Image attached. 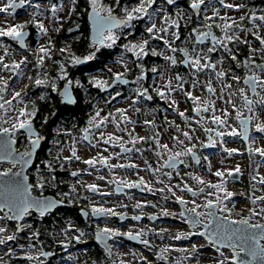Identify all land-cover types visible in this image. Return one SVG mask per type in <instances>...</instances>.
Masks as SVG:
<instances>
[{
    "label": "snow or ice",
    "instance_id": "snow-or-ice-1",
    "mask_svg": "<svg viewBox=\"0 0 264 264\" xmlns=\"http://www.w3.org/2000/svg\"><path fill=\"white\" fill-rule=\"evenodd\" d=\"M167 5H174L177 0H164ZM79 0H69L67 5V11L62 17L56 16V13L64 10V5L57 7L56 4L50 5L51 13L53 14L54 20L59 27H55L53 30L59 32L62 30L61 21L71 19L73 14L76 13V7ZM220 5L223 8L232 10L235 9L238 12L244 14L238 18H233L230 15H221L220 9L215 8L211 4V0H190L188 7L201 19L200 13L202 6H211L213 12L211 16L205 14L202 17V26L206 28V31H202L200 26L193 27L189 33L183 38V43H187L191 40H195L197 45L204 44L205 41H211L210 47H181L173 46L175 41L181 40L179 29L182 27L181 21H184L186 26L187 21L191 20V16H182L181 13L177 12L175 18L165 11L163 7L158 5L157 0H138L135 5H122L121 0H113L112 4H107L104 0H87L88 7L84 9L87 13L88 20L91 22V39L89 45V51L87 55L78 56L71 51V45L66 44L64 47L58 49L61 55L67 53L65 60L70 62L74 67L83 66L88 62L94 61L98 58V54L102 53V49H110L117 45V42L121 40V34L117 30L128 29L127 32H123V37L127 40L128 36H135L132 31L134 28V22L147 20V26L145 32L148 36L147 39L142 41L133 42L128 40L122 44L121 47L125 52L132 53L136 61H140L142 57L149 55L154 57H163L165 61L170 62L171 67H176L178 64H183L190 71L191 77L190 87L191 89L201 88L207 93L215 96L216 99L211 97L204 98L201 95L195 94L193 90H186L185 84L189 83L179 73L168 78L166 84L158 85L153 88L156 95L161 99L169 103L170 107L178 108V101L171 98L172 92L178 91L182 93L188 100L192 102L191 110L195 112L200 119H195L187 115L186 111H178L179 117L183 118L186 122L187 130H182L179 124L175 121H167L170 127H174L176 132L180 133L184 139L180 138V135L172 136L171 139L175 142L179 150L173 151L169 144L162 143L159 131H155V121L145 120V125L152 126L154 133L152 136H141L133 135V132H129L128 135L131 137L129 143L132 147H126L123 141V136L115 135L114 133H108L107 138L105 132H100V139L103 140L104 144L117 145L123 153H132L133 151L140 153L141 148L135 147L138 143H147L154 141L157 149L155 155L159 158L158 167H153L147 160L144 161L147 166L146 169L153 174L162 173L163 177L172 178V171H164L165 169H171L176 171V175L180 173L177 170L178 165L184 167H191L188 162L190 158L196 165H200L201 160L208 161L207 171L211 175L218 178V182L212 183L210 180H205L201 175L195 172H187V175L191 180L195 181L199 188L196 189L190 186L187 182L177 183L175 185H164L158 189L159 192L164 193L165 191L170 192L174 197L175 202L183 206V210L178 214L170 213L166 207L161 209V212L156 215L148 217L149 220H156L159 215L164 217L178 216L184 220L191 229L187 232H177L169 237L175 241H189L195 236L207 237V242L204 244H198L197 242L191 243L189 247H174L173 245H165V247L159 249L158 259L167 260L172 252L184 253L183 260L177 259L175 264H200L201 258L203 257L204 250L211 247L215 249L218 254L217 257H213L215 264H264V222H255L254 217L264 218V207L257 210L255 207L248 210V215L245 216L243 213H234L235 203L232 202V198L236 195L234 192L228 190V180L225 177L231 178L234 182H238V177L242 175L241 168L239 165L233 169H217L215 172L212 171L211 161L208 156H202L200 153L201 148L216 147L219 143L221 150L228 156L233 154H242L238 148L226 147L225 137L235 139H241L248 142L247 151L249 154H258L261 158H264V147H253L255 138L252 133L264 134V64H257L254 59V55L257 51L261 53L264 58V13L257 14L256 12H248L247 5L245 3H225V0H219ZM154 5L156 7H154ZM26 7H32L33 11L29 13L32 19L23 23L5 24L0 26V37H7L12 41L17 42L22 47L27 48L28 45L25 42V38L30 36V32L27 31L28 26L31 24L39 33L43 36H48L49 29L45 26L44 22L38 18L42 16V6L40 4L33 5V0H0V13L6 14L15 18L17 10L25 9ZM119 9L120 11H117ZM151 9V11H150ZM162 18L163 23L158 27L157 19ZM219 19L222 23H215ZM211 21V22H209ZM244 21H250L251 27L244 24ZM168 25V27H165ZM170 27H174L175 30L169 31ZM80 28L79 24L75 25V28H69L68 32L78 31ZM219 29L223 35H217L214 31ZM164 33V35H161ZM82 35V34H81ZM246 35H252L257 41H259V49L252 47L251 41L243 38ZM79 39L80 37H75ZM159 40L162 41L165 49L172 53L167 55L165 51H157L155 47H151V41ZM247 45L249 51V57L243 60L238 59V46ZM231 45V46H230ZM57 51L55 44L51 37H48L47 44H41L35 49L36 57L35 64L39 69H45L46 61H51L59 68V74L55 77L49 76L47 71L37 75L35 78L28 76L29 84L24 85V88L37 87L50 89L52 92H60L62 101L68 105H75L78 103L74 96L76 89L83 87L84 85L80 80L75 81V87H73V80L68 78V72L66 65L61 60H54L51 53ZM5 55H0V69H3L11 74L13 77L23 78L25 73L21 70L22 65H27L28 57L24 56L19 61L12 59L11 63L5 62V56L8 54L9 49L5 47ZM221 52L227 53L228 57L235 62L236 68H245L249 74L241 77L235 74L233 69L224 68L225 57L219 55ZM182 53L183 56L178 60L177 54ZM218 54V58L214 61L213 54ZM124 71L113 72V69L109 67L107 72L111 74V82L109 79H104L96 75L88 77L87 83L95 87L96 89L107 91L117 83L127 84L129 81L126 78L127 73L132 69L124 62V57H121ZM136 67L140 71V75L136 77V83L140 84L144 79L145 69L142 63H136ZM219 69V70H218ZM152 73H157L160 70L156 67L150 69ZM203 73L209 76L207 81H201L199 75ZM161 78L163 74L161 73ZM64 80L66 83L63 90L60 91L57 81ZM173 80L177 81L173 85ZM213 80L219 81V94L217 95V87L213 86ZM230 80L231 82H228ZM238 87L233 90V85ZM243 84L244 86H239ZM249 91L255 97V99L249 98ZM121 93L116 91L111 99L120 97ZM47 97L46 94L40 95L39 99L44 101ZM144 98L148 101L153 99V96L149 93L148 87H138L136 89V99L132 100V104L135 105L138 101ZM242 101L240 106H237L236 99ZM16 101V104H13ZM217 101L222 102L224 107H217ZM110 102V100L108 101ZM29 105L31 110H29ZM7 106V107H6ZM231 108V111L229 110ZM246 109V112L244 111ZM0 110H3L5 114L9 111H15L17 115L11 119H5L0 116V162L8 161L12 167L7 168L4 171H0V211L6 210L7 216H0V222L5 218L10 221H23L25 217L30 216L34 209L39 213L40 217H45L47 213L62 204L63 200H54L43 195H33L36 189H39L42 193L43 190L51 184L55 186L56 177L54 175L55 169L52 167V162H46V168L49 171V179H45L43 174H37L36 182L29 183V177L24 174V168H26L31 162V158L34 153L39 149L41 142L45 139L40 135L34 128L33 120L37 116L39 108L37 107L35 99L29 96V93L24 90L17 91L15 87L10 88V81L8 77L0 75ZM137 112L140 108L135 109ZM102 110L95 111L88 122L87 126L82 129L84 135L82 140L88 143L91 148L97 147V143H92V131L91 129H100L106 126L109 118L112 117V113L101 116ZM116 112L119 113L123 121L127 123H133L127 115L128 109L117 108ZM204 113H211L210 117H205ZM219 113V114H217ZM210 119L211 124L214 127H207L205 124ZM193 120L196 125L202 130L207 136V142L201 141L196 136L197 128L192 126ZM47 122L46 120L44 121ZM113 122L115 119L113 117ZM8 125V126H5ZM117 129L120 132L126 131L125 128H120L119 123L116 124ZM20 130H25L28 134L30 141L29 149L26 151H20L15 147L16 133ZM134 131V130H133ZM215 133V139L213 138ZM70 134V133H65ZM195 141V142H194ZM151 150V149H149ZM104 151H108L107 148ZM165 153H167L165 158ZM117 157L120 153L115 154ZM112 156H104L98 154L97 157L83 159L78 155L77 148L73 146L71 148V155L63 157L64 160L71 162L73 159L81 161L87 165L90 169H95L98 164L103 165L109 170L115 168L121 169H134L137 170L136 174L139 175L140 166L135 163H119L112 164L110 160ZM56 159H61L59 156ZM162 161V162H160ZM223 163V161H221ZM264 164V161H262ZM16 166L20 167V171H13ZM61 170L64 169L63 164L60 165ZM86 171V170H85ZM91 175V172H87ZM71 176L77 177L80 175L77 171H72ZM99 180H104V176L97 177ZM255 179V177H253ZM157 183L164 184V180L157 176ZM82 187L92 194H98L101 197L111 195L110 192H103L99 186L95 183L83 185ZM109 183L116 184L117 194L121 193L124 188H136L140 191L153 192V188L145 181L143 176H139L138 180L130 181L123 179H115L109 181ZM260 183L264 184V177H260ZM255 187V186H253ZM175 189H179L181 193H191L192 197H197L198 194L205 195V201L203 204L197 203L196 199L186 200L183 195H177ZM206 189L208 191L206 192ZM77 191L76 185L71 186L70 193H63V196L70 197L72 193ZM222 194V195H221ZM211 197H214L211 198ZM90 202V212L82 210L84 216L92 217H103L107 220L110 217H119L121 220L127 218L125 213H119L113 207H106V201H101L98 204L92 203L89 196L82 197ZM168 196H164V200L167 201ZM251 203L255 205L257 200L264 203V196L253 198L249 197ZM232 207H229V204ZM156 208L155 204L151 202H137L134 207L142 209L147 206ZM120 207H127V205H120ZM205 209L200 211L199 209ZM219 213H224L221 217ZM234 215L238 218H233ZM131 219L140 221L143 219L142 215L132 216ZM31 228V225L19 224L15 227V230L9 234L7 226H0V245H6L8 242L17 241L19 234L24 232L25 227ZM203 228L200 231L199 228ZM70 231H79L80 234L72 237L77 242L81 241L84 236L82 230H78L74 225L69 224L63 235L67 238ZM167 229H160L156 232L155 229L140 228L136 231L129 230L127 232H121L118 228L112 227H96V239L104 242L106 250L109 256L113 255L112 246L108 244L109 240H113L116 237H126L131 241H140L144 245H150V240L146 239L145 236L148 232L155 233L163 239V233ZM41 233L38 230H32L30 235L27 237L31 243L27 245L32 252L38 254L33 255L32 252L26 254L25 258L30 261H37L38 264H44L41 257H50L54 255L49 251L42 250V242L39 241ZM62 247L67 248L68 241H60ZM21 249L25 248V245L18 244ZM231 250L233 254L231 257L225 256L224 251ZM7 255L14 254V250L9 247ZM144 264H151L147 257L141 258ZM0 264H4L3 258L0 257ZM112 264H117L116 260L112 261ZM118 264H126L124 259H119Z\"/></svg>",
    "mask_w": 264,
    "mask_h": 264
},
{
    "label": "flooded vegetation",
    "instance_id": "flooded-vegetation-1",
    "mask_svg": "<svg viewBox=\"0 0 264 264\" xmlns=\"http://www.w3.org/2000/svg\"><path fill=\"white\" fill-rule=\"evenodd\" d=\"M34 1L36 0H33V2ZM104 2L107 4H112L113 0H104ZM136 3H138V0H125L122 3V5L125 4L135 5ZM157 3L158 5L163 7L167 13L171 14L173 18H175V14L177 12L181 13V15L185 17L191 16V20L187 21L186 26H184L185 22L181 21L182 27L179 29L181 40L175 41V44L173 46H181V47L186 46L189 47L190 49L193 47L200 48V47L211 46L210 39L205 41L204 44L201 45H197L194 39L187 43H183V38L189 33L191 28L200 26L202 31L207 30L202 26L203 23L202 17L205 14H207L208 16L212 15L213 8L211 6H202V11L200 13L201 19H198L197 16L188 7V5L190 4V0H177V3L174 5H167L164 2V0H157ZM225 3H234V4L245 3L247 5L248 12H256L257 14H261L260 12H258V9L260 7L264 8V0H225ZM211 4L214 5L215 8H219L221 15H223V11H221L223 7L220 5L219 0H211ZM87 7L88 4L87 6H85V8ZM154 7L156 6L154 5ZM182 9H185L186 11L185 14L182 13ZM233 10L236 11L235 9ZM84 14L85 15H82V17H78L79 18L78 21H75L72 18L69 19L67 24L64 27H62V30L63 31L66 30L67 34L69 35L70 34V32H68L69 28L75 26L76 24L80 25L79 30L73 32L79 34V37L84 36L86 39H88V41H87V48L81 51L79 56L82 54L84 55L88 54L90 39H91L90 23L88 20L87 13L85 12ZM242 14L244 13L238 12V14H233V15L227 14V15H230L233 18H238ZM147 23L148 22L146 19L142 21L134 22V28L132 29V31L135 33L134 37L128 36L126 40L123 37V35H121V40L117 42L116 46L110 49H102V53L98 54V58L96 59L97 61L96 66L93 71L94 75L96 76L100 73H104L103 78L109 79V81L111 82V74L107 72V69L111 67L113 69V72L124 71L125 69L123 67V64L121 67L117 66L118 64L117 61H120L121 57L123 56L128 66L132 69L130 72L127 73V76L135 79V82L127 83V84L117 83L113 88L108 89L107 91L96 89L94 87L95 92L93 93V95L88 94L87 88H84L83 91L80 89V91H82V93L84 94L85 98L87 96L86 94H88L89 98H92V100H94L95 102L97 100H101L108 103L109 100L110 101L113 100L111 99V97L115 94L116 91H119L122 95L125 92L136 93V89L138 87H148L149 93L153 96V99L151 101H148L144 98L140 99L144 103L146 107V111L136 113V117L143 118V116L146 114V117L148 118L147 116L148 111L151 115L149 117L152 119L163 117L164 114L162 115L161 103H160L161 99L156 95L153 88L155 86L160 85L158 78L161 77V73L163 72V70H165L164 67L165 64H167V66L171 68L170 70L172 71V73L173 72L175 74L179 73V75L183 77H185L186 74L190 76L189 73L192 70L188 69L182 63L178 64L176 67H171L170 62L165 61L163 57H156L153 58V60H150V55H149L147 57H142L140 61H136V58L132 53L125 52V50L121 47V45L126 43L128 40L137 42L139 41V39L140 41H142L143 39L148 38L145 32ZM215 23H222V21L217 19ZM244 24L247 25L248 27H251L250 21H244ZM165 27H168V25H165ZM124 30L125 29L117 30V31L122 32ZM173 30H175L174 27L169 28L170 32ZM214 31L217 33V35H223L219 29L214 28ZM161 35H164V33H161ZM243 38L248 39V35L244 36ZM30 43H31V37L28 39V47L30 46ZM243 46H244L243 49L238 51V59L240 60L249 57V51L247 45H243ZM151 47H155L157 51H165L167 55H172V53L168 51L166 52L165 46L162 41L159 40L151 41ZM104 55H107V57H102ZM219 55H223L225 57V62L223 65L225 70L233 69L234 72L238 73V75H240L241 77H244L245 74L249 73L248 70L245 68H236L235 62H233L228 57L227 53L221 52ZM182 56H183L182 53H178L177 54L178 60L181 59ZM217 58H218V54L214 53L213 60L215 61ZM254 59L258 62L264 61V58H262L261 54L258 52L255 53ZM136 63H142L145 69L144 79L140 84L136 83V77L141 74L139 69L136 67ZM152 67H156L160 71L157 73H152L150 71ZM204 75L205 74L201 73L199 77H203ZM8 78L10 80L13 77L10 76ZM187 80H189V78ZM63 82L64 80L60 83L59 89L62 86ZM73 87H75V85H73ZM23 90L27 91V88H24ZM44 92L45 91H42V88H40V91L37 92L36 94L30 93L32 98L35 99L36 104L38 103V98L40 97V95L45 94ZM78 92L79 90L76 89L75 93L77 97H79ZM49 95L50 92H47L46 96L49 97ZM127 98H129V96L126 97L125 99ZM134 99H136V95L134 96ZM147 103L152 104L153 108L151 109ZM60 104H64V103L61 102V98L59 97V104L54 108V111L55 109H58L57 113L60 110ZM37 107L39 108V111L37 113V116L33 120L34 128L45 139L41 142L39 149L34 153L29 165L26 168H24V174L29 177L28 182L33 184L36 182L38 172L43 174L45 179H49V171L46 168V162L51 161L52 167L55 169L54 172V175L56 177L55 186L49 184L48 186H46V188L43 190L42 193L40 192L39 189H36L33 192V195H43L54 200H63V203L57 205L56 208H54L49 213H47L43 218L40 217L39 213H37L33 209L31 215L25 217L23 221H10L5 218L2 222H0V226H7L9 230V234H11L15 230V227L19 224L31 225V228L27 226L25 227L24 232L19 234V238L17 241L8 242V244L6 245H0V257L3 258L4 264H38L37 261H30L25 258L27 253L32 252V250L27 247V245L31 243V241H29L27 237L30 235L32 230H38L41 233L39 237V241L42 242V246H43L42 250L49 251L54 254L50 257H41V260L44 261V264H112L114 257H116L115 247L118 243L128 244L131 246H144L150 252V254L154 258H156V253L159 254V248L150 239L149 240L151 242V245L146 246L143 243H133L123 238L122 240L116 237L113 240L108 241V244L112 246V252H113L112 256L108 255L106 247L96 239V227L97 225H99V227L101 228L105 226L113 228V217H110L107 220H105V218L103 217L97 218V217H92L90 215L84 216L82 214V210L90 212V202L89 200H85L82 197L89 196L91 198V202L97 204L101 201H106L105 206L112 207L110 205V199H109L110 195L101 197L98 194H92L88 192L85 187H82L81 184L77 182L80 181L83 185L95 183L99 186L101 191L110 192L112 193L111 195H113V183H109V181L113 180V171L107 169L106 167L100 164H98L95 169H90L87 165H85L82 162L83 159L81 161H76L73 159L71 162L64 160L63 157H67L71 155V149L69 148V145L66 143V137L61 134L62 131H59V128L52 127L53 118L56 117L57 113L53 115L54 111H52L50 108H46V106H41V104H37ZM192 113L194 115H197L195 112ZM45 120L47 121L46 123L44 122ZM61 122L62 120L59 121V123ZM92 139H93V135H92ZM16 140L17 143L15 147L17 149H19L20 151H26L29 149L30 141L28 138V134L25 130H20L16 133ZM96 148H98V146ZM95 151H99V149H96ZM103 155L108 156L106 154ZM58 156L61 159L59 160L56 159V157ZM92 156H93L92 152L89 151L87 153V157L84 159L92 158ZM110 163L113 164V158L110 160ZM61 164H63L64 166L63 170H61L60 168ZM9 167H12V165L8 161L0 162V171H4ZM13 171H20V167L16 166L15 168H13ZM72 171H77L80 173V175L77 177H73L70 175ZM87 172H91V175H88ZM99 176H104L105 179L104 180L97 179V177ZM72 185H76L77 191L75 193H72L71 198L67 196H63L62 195L63 193L71 192ZM0 216L6 217L7 216L6 210L0 211ZM159 218L162 219L164 218V216L161 215ZM69 224L74 225L76 229L82 230L84 232V236L81 238L80 242H77L74 239H72V237L80 234L79 231H70L67 238L63 235L64 231L67 229ZM145 238L146 239L149 238V232L147 233ZM66 239L68 241V246L67 248H64L61 246L60 241ZM18 244L25 245V248L21 249L20 247L17 246ZM9 247H11L14 250V254L12 255L5 254ZM32 254L36 255L38 254V251L32 252ZM164 261H165L164 264H173V260L170 257Z\"/></svg>",
    "mask_w": 264,
    "mask_h": 264
},
{
    "label": "rangeland",
    "instance_id": "rangeland-1",
    "mask_svg": "<svg viewBox=\"0 0 264 264\" xmlns=\"http://www.w3.org/2000/svg\"><path fill=\"white\" fill-rule=\"evenodd\" d=\"M37 3L42 6L40 11L43 12V15L38 16V18L41 19L44 22L45 26L49 29L48 36H43L42 34L39 33V30H38L35 34L36 41L32 42V38H31V43H30L31 47L28 49H22L19 46L16 47L13 43L14 41L10 40L7 37L5 38L7 42L5 41L4 43H0V55H5V52H4L5 47H7L9 49L8 54L5 56V62L6 63H11L12 59L19 61L24 56L28 57L27 65L21 66V70L25 73V77L17 78V77L12 76L13 78H11L9 80L10 84H11L10 86H12V87L14 86L15 90H17V91L23 90L24 85L30 83L29 80L27 79L28 76L32 77V75H33V78H35L37 75L42 74L44 71H47L49 76H51L50 75V70H51L50 68H51L53 62L46 61L45 69H38V70H37V65L35 64V57H36L35 49L38 48L41 44H47L48 43V37H51V39L53 40V42L55 44V48L57 49V51H53L51 53L53 58L56 54L59 53V51H58L59 48L64 47L66 44H70L72 41H74L76 39L75 37H79V34H76V32L70 33L66 37L61 36L63 33V30H61L59 32H55L53 29L55 27H59L60 25L55 22L53 14L51 13L50 5L52 3H49V0H36L33 2V5H35ZM68 3H69V0H63L59 5H57V7L64 5V10L57 12L56 16L62 17L65 15V12L67 11ZM32 11H33L32 7H26L25 9H22L19 13L17 12V14H15V18L10 17V16H6V14H4V13H0V26H4L5 24H15V23H23V22L29 21L32 19L31 15H29V13H31ZM221 11H223V15H225V13L231 14V15L238 14V12L234 11L233 9L229 10V9L223 8ZM76 13L77 14H73L71 18L74 19L75 21H78L79 20L78 17L79 16L82 17V15H83L82 14L83 9H78V6H77L76 7ZM182 13L183 14L186 13L185 9H182ZM75 15L77 16V18H75ZM5 18L7 19V21H5ZM68 20L60 22V24H62V27H64L67 24ZM161 24H162V19L158 18L157 19L158 27ZM127 30L128 29H125L122 32L121 31H118V32L121 35H123V32H127ZM262 34H264V33H262ZM139 41H140V39H139ZM239 47L242 48L243 44L239 45L238 48ZM252 47L259 49L260 45L253 43ZM71 50H73V47H71ZM166 52H167V50H166ZM257 52L260 53L259 51H257ZM76 55H78V54H76ZM124 62H126V60H124ZM117 66L121 67L122 63H118ZM164 67H165V70H163V72H162L163 78H161V77L158 78L160 85L166 84L168 78L174 76V74H175L173 72V74L171 76H169L171 68L168 67L167 64H165ZM235 74L238 75V73H236V72H235ZM0 75H3L5 77L11 76V74L9 72H7L3 69H0ZM93 75H94V73H93ZM97 76H100L101 78H103L104 73H100ZM68 78L71 79L69 76H68ZM61 81H63V80H58L57 84L61 83ZM75 81L73 80V85H75ZM186 81H188V80H186ZM201 81H203V80H201ZM176 83H177V81L173 80V85H175ZM239 86H244V85L241 84ZM185 89L186 90H193L195 92V94L201 95L204 98L210 97L209 95L207 96L206 91H204L201 88L191 89L190 83L185 84ZM42 91H45L44 93L46 94L47 92H50L51 90L42 88ZM129 94L130 95H129L128 99H123V100L117 101L114 104V107L113 106L107 107L108 103L105 101H101V100H97L94 104V107H92L93 109L90 112L89 118L92 115H94L95 111H97V110H102L101 111L102 117L104 115H107L108 113H112V117L109 118V121L106 123V126L100 128V129H96V128L91 129V131L93 132L92 143L95 144V143H97V141H99V143L97 144L98 148H96V147L91 148L88 146V143L86 141L82 140V136L84 135L82 129L87 126V122H88L89 118L87 119V121L85 122L84 125L79 127V129L68 128V127H65L61 123H59V125L57 124L59 131H62L64 133V136L66 137V143L69 145V148L71 149L73 146H75L77 148L78 155H80L81 157H82V155L85 154L86 149H88V152L89 151L92 152V154H93L92 157H97L98 154H100V155L106 154L108 156L113 155V164H119V163L127 164L129 162L137 164L139 162V160L144 161V160H149V158H150V159H152V161H151L152 166L154 168L158 167L159 166V164H158L159 158L155 155V152L160 150V149L156 148L154 141H152V148H151V151H149V153H148L149 154L148 155L149 158H148V156L143 155V153H137L135 151H133L132 153H123L122 150L119 148L118 144L115 146L111 145V144H104L103 140L100 139V132H102V131L105 132L104 139L107 138L108 133H114L115 135L123 136L124 139L122 142L125 144V146H132L129 143V140L131 139V137H129L128 133L133 132V135L148 136L147 135L148 131H147L146 127L149 125H145L143 123L147 119V120H154L155 124L158 125L156 127V130L161 133L160 139H161L162 143L169 144L173 151L179 150V147H177L175 142L171 139L172 136H176V134L174 132L175 128L170 127L169 124L166 122V120H165V123L167 125H164L162 123V120H160V118H156V119L150 118L149 116H151V115H150L149 111L147 114L148 118H146V119L136 118L135 114L138 112L135 109L137 107H139L140 108L139 112H145L146 107H145L144 103L142 102V100H139L137 104L133 105L132 100H134V96L136 95V93L131 92ZM29 96L32 98L30 93H29ZM170 96H171V98L176 99L178 101V107L181 110H179L178 108H175V107L168 108L167 106H164L163 111L165 113V118H167V121H175L174 117H177L175 115L177 114L178 111H183L182 110L183 108H184V111H186L187 115H189L190 117H193L195 119H200V117L198 115H194L193 113L190 114V110H189V106H190L189 101L190 100H188L182 93L175 91V92H172L170 94ZM249 96H251L250 91H249ZM251 97L253 99H255L254 96H251ZM241 103H242V101L239 100V106L241 105ZM13 104H16V101H13ZM117 108L128 109L127 115L129 116L130 120L133 123H127V122L123 121L122 118L120 117L119 113L116 112ZM29 110H31V109H29ZM209 114L211 115V113H208V115ZM16 115H17V113L15 111H9L7 114H5L3 112V110H0V116L4 117L5 119H11V118L15 117ZM113 117L115 119V122H113ZM262 119H264V118H262ZM117 123H119L120 128H125L126 131L120 132L116 127ZM208 125L212 126L210 119H208L207 123L205 124V126H208ZM52 127L56 128V123H53ZM132 128L135 129V132L133 131ZM149 128H150V126H149ZM151 131H152V129H151ZM65 133H70V134H65ZM153 133H154V130L152 132V135H153ZM212 135H213V137H215V133H213ZM252 135L255 138V143L253 144V147H264V134H257L255 132H253ZM196 136H198L201 141H204L205 143L207 142V136L202 132V130L199 128V126H198V130L196 132ZM180 138L184 139L183 136ZM224 140L227 142L225 145L226 147L238 148L240 150V153H242V154H233L232 156H228L225 152H223L221 150V145L219 143L217 144L216 147L201 148L200 152L202 153L203 156H208L209 160L211 161V167H212L213 172H215L217 169L227 170V169H233L237 165L240 166L242 175L238 179V183L241 181H243L244 183L251 182L250 186H249L251 191L249 192V189H247L245 198H240L237 200L234 199V197L232 198V202L235 203V208L233 209V212L234 213H243L245 216H247L249 209L255 207L257 210H259L261 207H264V203L260 202L259 200H257V203L255 205H253L251 203V200L249 199V197L258 198V197L264 196V184L260 183V177H264V164H262V161H264V158H261L258 154H255V153L249 154L247 151L246 143L241 139H235L234 140L233 138L225 137ZM105 148H107L108 151H104ZM96 149H99V151H95ZM117 153H120V155L118 157L115 155ZM166 155H167V153H165V158H166ZM128 159H130V160H128ZM186 159H188V162L191 164V167L186 168L188 171L195 172L196 174L201 175L205 180H210L212 183L218 182V178L211 175V173H209L207 171L208 161L203 160L200 163V165H196L194 162L191 161L190 158H186ZM221 161H223V163H221ZM160 162H162V161H160ZM112 171H113V175H115L117 177H121V175L124 174L120 168L112 169ZM168 171L173 172V170H171V169L170 170L168 169ZM173 173H175V172H173ZM257 175L259 176V178H257ZM157 176L161 177L164 180V184L157 183V181H156ZM151 177H152V181L149 178L148 184L153 188V192L140 191L139 189L131 188L127 191V193H129L130 202L132 204L134 203L135 197L138 196L135 194L138 192L148 193L145 196H138V197L145 198L149 195L151 197V200H150L151 204L161 202L162 200H164V196H168V198H169L166 202H169V203L175 202V199H174V197H172L170 192L165 191L164 193H161L158 191V189L161 187H164V185H175L177 183H174L172 179L169 180L168 178L163 177L162 174H160V173H155V174L151 173ZM253 177H255V179H253ZM187 178H189V177L187 176ZM138 179H139V177L136 180H138ZM225 179L228 180L227 187H228L229 191L234 192V187L237 188L236 190H239V186L236 185L235 184L236 182H234L231 178L226 176ZM133 181H135V180H133ZM183 182H187L190 186H192L196 189L199 188V185H197L196 182L191 180L190 178L183 181ZM181 185H182V182H181ZM241 186H242V188L245 187V185L242 183H241ZM253 186H255V187H253ZM174 191L177 192V195H183L184 198H185V195L188 193L186 191L181 193L179 189H175V188H174ZM207 191H208V189H206V192ZM189 198L191 200L196 199L197 203H200V204H203L205 201V195L204 194H198L197 197H192V195H191V197H189ZM211 198L214 199V197H211ZM113 199H115L116 201H120L122 198H121V196H118L116 192L113 191ZM176 204H178V203H176ZM229 207L230 208L232 207L231 203L229 204ZM151 210L157 214L161 212L160 208H158V207H156V208L152 207ZM199 210L205 211V209H203V208H201ZM145 212L148 213V211H145ZM174 213H176V212H174ZM178 213H176V214H178ZM221 214L224 215V213H221ZM169 217L175 219V220L171 219L172 222H174V221L179 222V223H171L170 224L171 226L174 227L176 233L177 232H186L185 228H189L188 226H186L185 221L180 219L178 216H171L170 215ZM233 218L235 219L238 217H236L234 215ZM253 219L255 222H264V218H261L259 216L254 217ZM166 220H168V219H166ZM144 221H149V226L151 229H155L156 232L160 231V229H161L160 225L162 223L160 219L154 222V221L149 220L147 218ZM144 221L142 224H144ZM173 234H175V233H173ZM165 235L166 234H163V237ZM198 239H202V238H200V236H195L192 238V240H198ZM192 240H190V241H192ZM187 242L188 241H184V240L175 241V244H170V245H173L174 247H189V246H187ZM157 247L160 249V248H163L165 246H163V243H161ZM207 250L212 252V254H214L218 258V254L215 252L214 248L209 247V248H207ZM222 251H224L225 256H229V257L232 256V254L229 250H222ZM123 252H124V250H123ZM139 254H141V256H143V257L146 256V254H144V253H139ZM184 255H185L184 253L172 252L169 255V257L173 260V264H175L177 259L183 260ZM119 259H124L126 261V264H144V263L139 261V256H137L135 258V260H133L132 255L125 254L122 257H120V255H118V256L114 257L113 260H116L117 264H118ZM155 260L157 261V258Z\"/></svg>",
    "mask_w": 264,
    "mask_h": 264
},
{
    "label": "built area",
    "instance_id": "built-area-1",
    "mask_svg": "<svg viewBox=\"0 0 264 264\" xmlns=\"http://www.w3.org/2000/svg\"><path fill=\"white\" fill-rule=\"evenodd\" d=\"M5 21H7L6 18H5ZM172 74L173 73L170 71L169 76H171ZM199 79L200 80H203V81H207L209 79V76L208 75H204L203 77H199ZM188 81L190 83L191 79H189ZM228 82H231V81L228 80ZM213 86L214 87H217V95H218L219 94V81L213 80ZM237 87L238 86L234 84L233 85V90H235ZM206 95L207 96L209 95L212 99H216V97L215 96H212V94H210V93H207L206 92ZM236 103H237V106H239V99L238 98L236 99ZM224 106L225 105L222 104V102L217 101V107L218 108L224 107ZM178 109L181 110L179 107H178ZM182 110L184 111V108ZM229 110L231 111V108L230 107H229ZM244 111L246 112L245 109H244ZM217 114H219V113H217ZM135 116H136V114H135ZM175 116H177V117H174L175 123L176 124H179L182 130H187V128H186V122L184 121L183 118L179 117L178 112H177V114ZM204 116L205 117H210V114L208 115V113H204ZM192 126L193 127H196L197 130H198V125H196L194 121L192 123ZM207 127H214V125H212V126L208 125ZM174 132H175L176 135H180V137H182V135L180 133L176 132V130H174ZM87 153H88V149H86L85 154L82 155V159H84V158L87 157ZM128 160H130V159H128ZM144 161L143 160L142 161L139 160V162L137 163L140 166L139 175L136 174L137 170H134V169H121L120 168L124 174H122L121 177H117V176L113 175V178L133 181V180H136L139 176H143L146 182H148L149 178L152 181L151 172H149L147 170H144L147 167L145 165ZM177 170L180 173L179 176L176 175V171L175 170H173V172H175V173L172 172L173 174H172V178L171 179L173 180L174 183H181L182 182L181 178H183V181L189 179V178H187V175H185V173L192 172V171H188L186 169V167H184L183 165H181L180 167H178ZM241 183L244 184L245 187L242 188ZM250 183L251 182L244 183L243 181H241L239 183L236 182L235 184L239 186V190H236L237 188L234 187V193L236 195H238V196L245 195L247 189H249ZM113 191L115 192V184L114 183H113ZM147 194L148 193L138 192L135 195L145 196ZM118 196H121V198H122L120 201H116L115 199H113V195H110L109 196L110 205L113 208H115V210L117 212H119V213H125L128 217L124 221L119 220L117 217H113V228H118L121 232H127L130 229L133 230V231H136V230H138L140 228H145L146 231H147V229H151L150 226H149V221H144V220H146L148 218V215L150 213L154 212V211L151 210L152 207L150 205L147 206V207H144L142 209H137V208L134 207V205L137 202H150L151 197L149 195L147 197H145V198L136 196L135 197V201L132 204L130 202L129 193L126 192V193H124L122 195H118ZM189 197H191V193H187L185 195V199L186 200H191ZM154 204L156 205V207L160 208V210L162 208L166 207L170 213H174V212L178 213L180 211L179 204H176L175 202L169 203V202H166L165 200H162L161 202H159V203L157 202V203H154ZM120 205H127V207H120ZM145 211H148V213L145 212ZM135 215H142L143 216V220L142 221H135V220L131 219V217L132 216H135ZM166 219H168V220H166ZM171 219L172 220H175V219H173V218H171L169 216L168 217H165L163 219H160L161 222H162L161 225H160V228L161 229H167V231L163 233V234H166L163 239H161L160 236L156 235L155 233L149 232V239L156 246L160 245L161 243H163V246L170 245V244H175V240L169 239V237L171 235H173V233H176L174 227L171 226L170 224L171 223H179V222H177V221L172 222ZM143 221H144V224H142ZM186 226H188V225H186ZM190 230H191L190 227L189 228H185V231L186 232L187 231H190ZM200 238H202V239L192 240V241L189 240L187 242V246H190L191 243H193V242H197L198 244H204V243H206V240L203 237H200ZM123 250H124V252H123ZM139 253L146 254L145 257H147L148 261H151V264H161V263H158L155 260V258L150 254V252L144 246H131V245H128V244L118 243L116 245V247H115V254H116V256L120 255V257H122L125 254H129V255H132L133 256V260H135V258L137 256H139V261L142 262V263H144L142 261V259H141L143 256H141V254H139ZM214 256L215 255L212 254V252H210L209 250L205 249L204 250L203 257L201 258L200 264H215V261L213 259ZM192 264H195V262L193 261Z\"/></svg>",
    "mask_w": 264,
    "mask_h": 264
},
{
    "label": "trees",
    "instance_id": "trees-1",
    "mask_svg": "<svg viewBox=\"0 0 264 264\" xmlns=\"http://www.w3.org/2000/svg\"><path fill=\"white\" fill-rule=\"evenodd\" d=\"M63 0H49V3H52V4H56V5H59ZM125 0H121V4L124 2ZM87 0H79V3H78V9H83V15H85V6H87L86 4ZM119 10V9H117ZM21 11V10H20ZM19 11V12H20ZM151 11V9H150ZM258 12L260 13H264V8L260 7L258 9ZM80 17V16H79ZM75 18H77V16L75 15ZM29 28L32 29V42L33 41H36V37H35V34L36 32L38 31V29H36L34 26H32L31 24L28 26ZM62 37H66L68 36L66 30L63 31ZM81 38L79 39H75L74 41H72L70 43L71 47H73V50H71L72 52H74L75 54H80L81 51L85 50L87 48V41L88 39H86L84 36H80ZM6 37H0V43H4L6 41L5 39ZM248 39L251 41V44H259V41H257L255 39L254 36L252 35H248ZM7 42V41H6ZM14 45L16 47H18V44L17 42H13ZM260 45V44H259ZM31 47V44L28 48ZM244 47V46H243ZM242 48H238V51L239 50H242ZM27 48V49H28ZM65 56H67V53H65L64 55H60V53L56 54L54 56V60H61L65 63L66 65V68H67V72H68V76L72 79V80H80L81 83L84 85L83 87L81 88H78L79 92H78V103H76L75 105L73 106H70V105H67V104H60V110L59 112L57 113L56 117L53 118V123H56V128H58L57 124L59 123L60 120H62V124L65 126V127H68V128H76V129H79L80 126L84 125L85 122L87 121V119L89 118L90 116V112L91 110L93 109L92 107H94V104H95V101L92 100V98H89V95H93V93L95 92V89L92 85L88 84L87 83V80H88V77L93 75V71L95 69V66H96V60L94 61H91L89 62L88 64L86 65H83V66H73L70 62H68L67 60H65ZM102 57H107V55H104ZM153 58H156V57H152L150 55V60H153ZM50 75L52 77H55L59 74V68L57 65H55L54 63H52V66L50 68ZM38 70V68H37ZM190 76H188L187 74L185 75V80H187ZM62 82V81H61ZM11 85V84H10ZM60 86V83L58 84V87ZM12 87V86H10ZM84 88H87V92L88 94H86V98L84 97V94L82 93L83 89ZM80 89L82 91H80ZM40 91V88H37V87H28L27 89V92L31 93V94H36L37 92ZM130 94L129 92H125L124 94H122L120 97H117L116 99H113L111 100L110 102H108L107 104V107H114V104L119 101V100H123L125 99L126 97H128ZM50 99H46L44 101H41L39 98H38V103L37 104H41V106H46V108H50L52 111H54V108L59 104V96L57 95V92H52L50 91V95H49ZM161 110H162V115L163 117H160V120H162V123L164 125H167L165 123V113L163 111V107L164 106H167L168 108H171L168 104V102L164 101V100H161ZM148 106L152 109L153 106L152 104H149L147 103ZM189 110H190V114L193 112L191 110L192 108V102L189 101ZM29 109H31V106L29 105ZM144 119H146V115L143 116ZM155 119V118H153ZM59 125V124H58ZM158 125L155 124V131L156 130V127ZM133 129V128H132ZM147 131H148V136H152V132H153V127L150 126H147L146 127ZM152 129V131H151ZM134 132H135V129H133ZM62 135H64V133L62 132L61 133ZM136 147H139L141 148V152L140 153H143V155L145 156H148L149 154V149L152 148V141H149L147 143H138L136 145ZM149 158V156H148ZM149 161L151 162L152 159L149 158ZM152 163V162H151ZM158 257V254L156 253V258ZM157 261L158 263H165L164 260H161V259H158L157 258Z\"/></svg>",
    "mask_w": 264,
    "mask_h": 264
},
{
    "label": "water",
    "instance_id": "water-1",
    "mask_svg": "<svg viewBox=\"0 0 264 264\" xmlns=\"http://www.w3.org/2000/svg\"><path fill=\"white\" fill-rule=\"evenodd\" d=\"M17 12H19V10H17ZM89 23H90V38H91V22L89 21ZM71 28H75V26H73V27H71ZM27 31H29L30 32V36H28V37H26L25 38V42H26V44L28 45V39L31 37V34H32V29L31 28H29L28 27V29H27ZM18 44V43H17ZM18 46L20 47V48H22V49H27V48H25V47H22L20 44H18ZM84 54H82V55H80V56H83ZM255 62L257 63V64H264V61H261V62H258V61H256L255 60ZM89 63V62H88ZM87 63V64H88ZM86 65V64H85ZM249 73H247L246 75H248ZM245 75V76H246ZM126 78L128 79V83H134L135 82V79H133V78H130V77H128V76H126ZM65 81L63 82V84H62V86L60 87V91H62L63 90V87H64V85H65ZM115 86V85H114ZM113 86V87H114ZM112 87V88H113ZM109 89H111V88H109ZM58 95H59V97L61 98V102H63L62 101V97H61V95H60V92H58ZM250 95L251 96H253L252 95V93L250 92ZM74 96H75V98L77 99V101H78V97H77V95H76V93L74 92ZM251 96H249V98H251V99H253ZM64 103V102H63ZM64 104H66V103H64ZM57 111H58V109H55V111H54V114L53 115H55L56 113H57ZM33 125H34V123H33ZM84 134V133H83ZM214 139H215V137H213ZM245 143H246V145H247V147H248V142H246V141H244ZM126 147H132V146H126ZM180 165H178V167H179ZM164 171H167V169H165ZM241 176V175H240ZM240 176L238 177V179L240 178ZM127 190V188H124L123 189V191L121 192V193H119V194H123L125 191ZM115 191H116V184H115ZM117 193V192H116ZM180 205V204H179ZM183 210V206L182 205H180V211H182ZM151 215H156V213H152V214H150L149 216H151ZM219 215L222 217L223 216V214H221V213H219ZM160 216H158V218H159ZM119 218V217H118ZM157 218V219H158ZM120 219V218H119ZM156 219V220H157ZM121 220V219H120ZM125 220V219H124ZM156 220H152V221H156ZM190 226V225H189ZM200 231H203V228L201 227L200 229H199ZM121 238H123V239H125V240H127V241H130V242H133V243H141L140 241H138V240H136V241H131V240H128L126 237H122L121 236ZM206 240H207V237H204ZM99 241V240H98ZM102 245H104L105 246V244H104V242H102V241H99ZM264 241H262V243H263ZM150 245H151V243H150ZM230 252H231V250H230ZM233 255V254H232Z\"/></svg>",
    "mask_w": 264,
    "mask_h": 264
}]
</instances>
